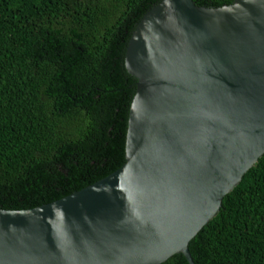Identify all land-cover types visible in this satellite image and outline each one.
<instances>
[{
  "label": "water",
  "instance_id": "obj_1",
  "mask_svg": "<svg viewBox=\"0 0 264 264\" xmlns=\"http://www.w3.org/2000/svg\"><path fill=\"white\" fill-rule=\"evenodd\" d=\"M124 161L47 204L0 209V264H160L264 154V0H159L124 51Z\"/></svg>",
  "mask_w": 264,
  "mask_h": 264
},
{
  "label": "trees",
  "instance_id": "obj_2",
  "mask_svg": "<svg viewBox=\"0 0 264 264\" xmlns=\"http://www.w3.org/2000/svg\"><path fill=\"white\" fill-rule=\"evenodd\" d=\"M158 1L0 0V209L50 203L123 164L136 83L125 44ZM188 249L194 264H264V154Z\"/></svg>",
  "mask_w": 264,
  "mask_h": 264
}]
</instances>
